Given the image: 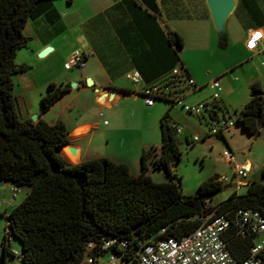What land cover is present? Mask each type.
Here are the masks:
<instances>
[{
	"label": "trees",
	"instance_id": "16d2710c",
	"mask_svg": "<svg viewBox=\"0 0 264 264\" xmlns=\"http://www.w3.org/2000/svg\"><path fill=\"white\" fill-rule=\"evenodd\" d=\"M50 1L0 0V182L27 189L24 198L0 217L6 222L7 233L18 243L19 264H95L108 253L119 258L118 264H135L144 244L185 236L207 215L226 214L231 221L235 211L250 210L264 220V166L259 180L243 185L244 194L233 193L215 205L209 200L225 188L216 181L217 176L200 183L195 195H181L180 178L171 172L180 155L174 139L175 126L166 122L167 111L158 122L159 150L141 152L136 177L129 175L125 165L106 158L75 165L61 159V149L68 144L62 123L47 125L39 119L23 120L17 99L12 96L11 77L27 70L26 66L13 63L15 51L28 43L22 29ZM239 1L250 14L260 16L252 0ZM164 42L174 54L182 48L178 35L167 29ZM226 45L222 32L217 35L216 47L222 50ZM175 60L178 63L176 56ZM182 67L179 63L176 69L186 73ZM68 88L69 84H49L39 101V115L65 95ZM248 90L250 94L260 92L257 83L250 84ZM156 101L173 105L165 99ZM263 108L262 93L249 97L235 122L248 135L256 136L258 129L264 128ZM215 136L222 137L220 132ZM66 152L63 148L62 155ZM46 160H51L63 173L79 178L51 174ZM171 160L176 162L171 164ZM148 163L152 170L162 172L164 183H153L146 176ZM209 195L211 198L206 200ZM234 226L230 222L222 241L232 260L240 262L249 255L254 237L236 234ZM98 239L113 240L114 244L100 252L86 250L88 241ZM120 242H125V247H119ZM0 252L2 260L5 256L12 258L2 244ZM87 258L93 261L86 263ZM256 258L264 259V244Z\"/></svg>",
	"mask_w": 264,
	"mask_h": 264
},
{
	"label": "crops",
	"instance_id": "0c3cea01",
	"mask_svg": "<svg viewBox=\"0 0 264 264\" xmlns=\"http://www.w3.org/2000/svg\"><path fill=\"white\" fill-rule=\"evenodd\" d=\"M136 1L71 0L70 4H66L64 0H51L38 14L27 20L22 29L28 43L25 48L15 51L13 63L26 66L27 70L11 77L12 96L17 99V108L23 120L37 116L47 125L62 123L69 145L63 147L67 152L65 156L61 152V157L65 161H74L72 165L106 158L125 165L129 175L136 177L140 164L130 172L126 155H113L106 149L119 130L111 124L113 116H109L108 123L100 119L102 112L113 111L126 101L139 105L145 111L141 90L168 81L170 72L179 63L199 90L213 79L220 80L234 66L248 60L254 59L260 62L261 67L264 66V0H252L260 16L250 14L239 0H233L234 7L223 24L222 32L227 45L222 50L216 47L217 35L204 0H155L158 16H152ZM165 29L176 33L182 41V48L175 54L164 42ZM256 30L261 32V40L255 51L247 52L244 49L245 39ZM44 49H49L48 53L37 58L36 55ZM72 52L84 55L85 66L65 71L63 64ZM211 60L216 61L217 65L207 63ZM44 61L57 62V68L40 77L35 69ZM132 72L138 74L140 81L137 84L124 78ZM206 76H213V79L207 82ZM85 78L91 81V87L84 86ZM220 81L218 83L223 87L224 82L222 79ZM256 82L257 77H252L246 86ZM70 83L77 86L68 88L65 95L39 115V101L47 86L61 87ZM110 90H113V94L109 100ZM103 94L104 97L100 99ZM78 95L85 96L88 102L76 101ZM153 103L150 107H153ZM56 108L58 111L53 113ZM168 116L167 113L166 122ZM83 127L84 132L72 138L71 134ZM95 142L101 143L100 147L97 146L100 149L95 147ZM70 147L74 150L73 154L69 152ZM146 150L147 146L142 145L136 155L140 157L141 152ZM243 162L249 165L247 160ZM146 176L153 183H164L154 182L147 171ZM5 190H11L8 197L11 200L0 205L4 215L27 193L25 188H15L1 182L0 196L5 195ZM15 257L18 260L19 253Z\"/></svg>",
	"mask_w": 264,
	"mask_h": 264
},
{
	"label": "rangeland",
	"instance_id": "374dc122",
	"mask_svg": "<svg viewBox=\"0 0 264 264\" xmlns=\"http://www.w3.org/2000/svg\"><path fill=\"white\" fill-rule=\"evenodd\" d=\"M207 63L213 66L217 65L214 60ZM56 68L57 62L44 61L36 67L35 73L43 77L51 70H56ZM208 71L211 72L209 69ZM252 77H257L256 83L264 98V70L260 62L254 59L236 65L230 72L225 73L220 78L224 82L223 87L220 83L221 81L218 80L220 81V91L217 92L219 98L213 105L210 103V96L215 90L210 89L208 85L201 86L199 91L185 95L181 100V104L187 107L206 102L205 110L199 116L186 113L180 104L170 106L156 101L153 103V107H144L146 110L142 111L139 105L136 106L131 101L121 102L115 109H112L113 111L102 112L103 116L100 118L108 123L110 122L109 116L110 118L113 116L111 124L113 123L119 130L106 149L113 155L119 153L126 155L128 157V169L132 172L139 164V157L136 153L142 145H146V151L150 153L158 152L160 146L158 122L167 111L169 115L167 124L173 123L180 130L174 135L176 148L180 155L179 161L175 164L174 169H171V172L180 178L181 195H195L198 185L209 177L224 176L227 180H230L232 164L229 165L223 160L221 156L223 151L232 156L242 154L243 160L249 162L250 171L240 181H243L245 184L257 181L260 178V171L264 166V128L260 129L256 136H250L235 122L236 116L246 104L245 102H247L246 100L250 95L246 84ZM210 78L213 79V76ZM210 78L206 76L205 80L208 82ZM161 85L168 90L169 97L177 92L179 87L174 81L170 80ZM84 97L78 95L76 101H81L85 104L88 101ZM138 101L141 102V99L139 98ZM57 111L58 108L54 109L53 113ZM262 113L264 115V108ZM199 117H202L203 120H200ZM215 118L217 120L224 119L231 122L232 125L221 132L222 137L211 135L202 141V136L207 132V129L216 125ZM126 127L127 130H125ZM84 129L83 127L74 131L71 134L72 138H75L80 132H84ZM193 137H196L198 141L191 142V138ZM95 144V147H100L101 143L95 142ZM99 147L97 149H100ZM61 159L66 164L70 163V165L74 162H69L65 158L69 162L67 163L63 158ZM147 167V173L154 182L166 181L161 175V171L152 170L150 163L147 164ZM224 186L225 188L220 193L209 200L211 205L224 201L233 193L235 195H242L245 192L243 185L235 186L233 183H229ZM11 190L3 191L5 195L0 196V205L11 200V197L8 198ZM2 210L3 208L0 206V214H2ZM1 244L12 254V258L5 256L2 260L0 253V264H19V261L15 257V254L19 253L18 243L6 232V222L3 217H0V246ZM106 263L107 254L98 258L95 264Z\"/></svg>",
	"mask_w": 264,
	"mask_h": 264
},
{
	"label": "built area",
	"instance_id": "2783aa9c",
	"mask_svg": "<svg viewBox=\"0 0 264 264\" xmlns=\"http://www.w3.org/2000/svg\"><path fill=\"white\" fill-rule=\"evenodd\" d=\"M257 33L260 34L258 38L256 36ZM260 40V31L256 30L249 33L244 42V49L247 52L255 51ZM250 44L252 45L251 47L249 46ZM84 66V55L79 52H72L66 58L63 69L68 71L72 69H82ZM262 69L264 70V66H262ZM124 78L132 84H137L140 81L136 72L126 74ZM169 80L174 81L175 84L179 86L177 92L169 97L168 90L161 84L144 87L140 92V97L143 99L144 106L150 107L157 99H165L173 102V105L180 104L181 108L188 114L202 115L205 110L204 103L206 102L190 107L181 104V100L185 95L199 90L193 85L190 77L179 69H173L170 73ZM208 86L210 89L215 90L210 96V101L216 102L219 98L217 94V92L220 91L219 83L217 80L213 79L208 83ZM99 117H101L100 114ZM215 121L216 125L212 126V128H208L202 138L215 135L219 132L221 133L224 129L232 125L231 122L224 119L217 120L215 118ZM103 124H105V122H103ZM179 131V128L174 127L175 134ZM197 141L198 139L196 137L191 138V142ZM221 156L227 164H232V175L230 180L221 176L218 177L216 181L224 185L229 183H233L235 186L244 185L245 183L240 181V179L246 177V174L250 171V166L247 169L245 167V162L240 165L236 164L233 160V156L226 151H223ZM230 222L235 225L236 234L241 236L249 234L254 237L249 255L240 262L232 260L222 241V234L228 228ZM162 231L163 230H160V233ZM263 231L264 220L255 211L237 210L233 213L231 221L226 214L213 217L207 215L202 219L201 224L197 228L185 236L180 238L167 237L144 244L137 253L135 264H264V259L256 258V254L261 250L264 244ZM112 244H114L113 240L98 239L88 241L85 248L88 251L100 252L107 250ZM118 246L122 248L125 247V242L118 243ZM118 259L116 255L108 253L106 264H118ZM92 261L91 258L86 259V263H91Z\"/></svg>",
	"mask_w": 264,
	"mask_h": 264
},
{
	"label": "water",
	"instance_id": "95a60500",
	"mask_svg": "<svg viewBox=\"0 0 264 264\" xmlns=\"http://www.w3.org/2000/svg\"><path fill=\"white\" fill-rule=\"evenodd\" d=\"M138 3L145 8V10H147L150 14L158 16V12H157V8L155 5V0H137ZM206 8L208 10L209 13V18H210V22L212 24V27L216 33V35H219L222 33L223 31V24L225 19L227 18V16L231 13L233 7H234V2L233 0H204ZM49 49H44L43 51H41L37 57L41 58L42 56H44L46 53H48ZM83 84L85 87H91L92 83L88 78H85L83 80ZM77 86L76 83H71L69 84V88L70 89H74ZM109 100L112 97L113 94V90L109 91ZM261 93L260 92H255L249 95L250 98L255 97V96H259ZM105 94L101 95L102 99L104 97ZM37 119V116H31L29 118V120L31 122H35ZM260 130V129H258ZM69 152L70 154L74 153L73 148H69ZM233 160L236 164L240 165L243 163V158H242V154H235L233 155ZM175 160H171L170 163L173 164L175 163ZM47 166H48V170L51 174H60V175H66L68 177L71 178H79L78 176H71V175H67L65 173H63L62 171L59 170L58 166L56 164H54L51 160H46ZM77 185L79 186V184L77 183ZM0 186H1V182H0ZM211 195H209L208 197H205V199H210Z\"/></svg>",
	"mask_w": 264,
	"mask_h": 264
},
{
	"label": "snow or ice",
	"instance_id": "6c2138e0",
	"mask_svg": "<svg viewBox=\"0 0 264 264\" xmlns=\"http://www.w3.org/2000/svg\"><path fill=\"white\" fill-rule=\"evenodd\" d=\"M259 35H260L259 33L256 34L257 38L259 37ZM249 46L251 47L252 45L250 44Z\"/></svg>",
	"mask_w": 264,
	"mask_h": 264
},
{
	"label": "bare ground",
	"instance_id": "6f19581e",
	"mask_svg": "<svg viewBox=\"0 0 264 264\" xmlns=\"http://www.w3.org/2000/svg\"><path fill=\"white\" fill-rule=\"evenodd\" d=\"M245 167L248 169L249 165L246 163V164H245Z\"/></svg>",
	"mask_w": 264,
	"mask_h": 264
}]
</instances>
